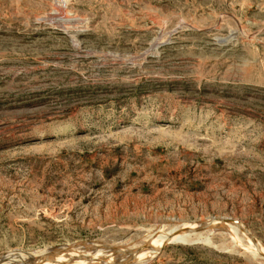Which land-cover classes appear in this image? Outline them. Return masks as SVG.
I'll return each mask as SVG.
<instances>
[{"label": "rangeland", "instance_id": "obj_1", "mask_svg": "<svg viewBox=\"0 0 264 264\" xmlns=\"http://www.w3.org/2000/svg\"><path fill=\"white\" fill-rule=\"evenodd\" d=\"M0 264H264V0H0Z\"/></svg>", "mask_w": 264, "mask_h": 264}, {"label": "bare ground", "instance_id": "obj_2", "mask_svg": "<svg viewBox=\"0 0 264 264\" xmlns=\"http://www.w3.org/2000/svg\"><path fill=\"white\" fill-rule=\"evenodd\" d=\"M203 222H204V221H203ZM205 222H206V220H205ZM209 222H210V221H209ZM192 227H193L192 225H191V226H190V225H186L185 228H184V230H185L186 232H188L187 230H188V229H189V230H192ZM190 228H191V229H190ZM176 232H177V231H176ZM178 233H179V232H178ZM178 237H179V238H183V237H185V234H181V236H178ZM186 238H188V236H187ZM165 239H168V238H165ZM159 248H160V246H158V247L156 248L155 251L157 252ZM161 248H162V247H161ZM161 248H160V249H161ZM155 251H154V252H155ZM151 252H153V251H151Z\"/></svg>", "mask_w": 264, "mask_h": 264}, {"label": "water", "instance_id": "obj_3", "mask_svg": "<svg viewBox=\"0 0 264 264\" xmlns=\"http://www.w3.org/2000/svg\"><path fill=\"white\" fill-rule=\"evenodd\" d=\"M228 222H234V223H238V221L235 220H227Z\"/></svg>", "mask_w": 264, "mask_h": 264}]
</instances>
